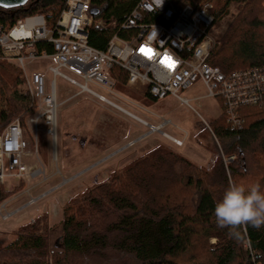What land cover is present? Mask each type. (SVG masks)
<instances>
[{"label": "trees", "instance_id": "trees-1", "mask_svg": "<svg viewBox=\"0 0 264 264\" xmlns=\"http://www.w3.org/2000/svg\"><path fill=\"white\" fill-rule=\"evenodd\" d=\"M141 1L92 0L97 15L89 30L90 46L105 52L115 37L130 39L133 33L123 24ZM171 1L178 10L211 5L217 27L236 8L210 64L224 74L264 67V0ZM64 8L65 0H29L23 8H0V26L10 30L22 20L46 15L53 28ZM146 20L157 22L153 16ZM38 50L53 53L46 44ZM0 76L1 135L34 109L21 70L3 63ZM111 77L122 95L149 105L160 102L127 89L129 76L122 68L114 66ZM238 113L240 128L224 115L209 125L215 149L211 169L159 146L70 200L56 226L50 228L47 218H41L19 227L10 244L0 248V264H264V226H240L237 238L214 215L230 183L259 184L264 191V104L241 107ZM23 189L21 184L5 192L0 185V205ZM51 238L59 248L51 246Z\"/></svg>", "mask_w": 264, "mask_h": 264}, {"label": "built area", "instance_id": "built-area-1", "mask_svg": "<svg viewBox=\"0 0 264 264\" xmlns=\"http://www.w3.org/2000/svg\"><path fill=\"white\" fill-rule=\"evenodd\" d=\"M75 9L78 13L74 20L79 24L80 32H75L71 24ZM234 9L229 10V17ZM92 10V0H65V12L52 31L47 30L44 17L20 21L7 31L0 28V75L3 63L21 70L34 109L32 116L24 122L16 120L0 135V185L5 192H11L9 181L16 185L39 177L38 165L31 167L26 163L40 156V148H44L46 141L56 158L59 114L68 102L60 101L62 93L57 79L76 86L78 96L92 97L137 121L140 120L138 117L118 105L116 107L113 99L90 87L138 107L117 91L111 77L114 66L127 72V89L130 91L141 96L149 94L160 102L176 98L194 112L193 101L182 98L181 94L201 82L208 90L205 99L219 100L222 115L239 128L243 125L238 113L241 107L264 104V67L224 74L210 64L211 57L220 47L218 37L225 33L224 24L215 25L211 6L201 10L188 6L179 11L170 0H142L123 24L124 30L133 33L131 40L115 37L105 52L95 50L89 44ZM152 16L157 20L154 24L146 20ZM18 27L23 29V35L19 32L13 36ZM40 44L50 45L53 53H40ZM42 59L52 62L47 72H32L33 63ZM48 75L53 81H48ZM168 125H172L171 122L159 127ZM28 134L33 139L31 145L26 142ZM172 141L178 147L184 146V141ZM30 148L34 149L33 153ZM43 197L30 198L24 207L12 211L7 208L12 200L5 202L1 220L10 221L27 208L36 207Z\"/></svg>", "mask_w": 264, "mask_h": 264}, {"label": "rangeland", "instance_id": "rangeland-1", "mask_svg": "<svg viewBox=\"0 0 264 264\" xmlns=\"http://www.w3.org/2000/svg\"><path fill=\"white\" fill-rule=\"evenodd\" d=\"M236 15L234 9L232 16L223 23L225 31ZM50 65L52 62L49 59H42L33 63L31 71L45 74ZM65 74L82 82L68 72ZM48 81H53L51 75H48ZM56 83L62 93L60 101H68L61 107L59 114L56 158L46 141L44 148H40V156L26 163L31 167L38 165L39 177L21 183L24 184L23 191L8 200H12V203L7 208L9 211L19 209L30 198L44 197L36 207L27 208L24 213L7 222L1 220V208L5 203L0 205V248L10 244L19 227L31 224L36 219L47 218L50 228L56 226L61 222L63 209L70 200L106 182L112 173L124 169L159 146L170 149L205 170L212 168L215 149L209 125L220 118L223 112L219 100L205 99L208 90L201 82L181 94L182 98L193 101L191 106L196 112L183 106L176 98L149 105L125 96L138 107L130 106L90 85L147 123L146 126L92 97L78 96L76 86L61 79H57ZM165 122H171L172 125L163 127L162 133L151 132V128L164 125ZM164 135L175 141H184V146L178 147ZM26 142L33 144L29 134ZM30 152L33 153L34 149L30 148ZM19 184L9 181L11 192ZM50 243L52 247L59 248L57 240L51 238Z\"/></svg>", "mask_w": 264, "mask_h": 264}, {"label": "clouds", "instance_id": "clouds-1", "mask_svg": "<svg viewBox=\"0 0 264 264\" xmlns=\"http://www.w3.org/2000/svg\"><path fill=\"white\" fill-rule=\"evenodd\" d=\"M214 215L217 224L229 228L237 238L240 226L250 225L260 229L264 226V191L259 184L248 187L242 183H230L215 204Z\"/></svg>", "mask_w": 264, "mask_h": 264}, {"label": "bare ground", "instance_id": "bare-ground-1", "mask_svg": "<svg viewBox=\"0 0 264 264\" xmlns=\"http://www.w3.org/2000/svg\"><path fill=\"white\" fill-rule=\"evenodd\" d=\"M171 1V0H170ZM172 2V1H171ZM173 3V2H172ZM174 4V3H173ZM208 6H211V5H208ZM176 7V6H175ZM186 7H188V6H185L184 8H182V9H180L179 11H181V10H183V9H185ZM212 7V6H211ZM177 9V8H176ZM178 10V9H177ZM93 11V10H92ZM92 11L90 12V17L92 18V24H91V26H90V28L95 24V21H94V18H95V16H93L92 15ZM134 11V10H133ZM65 12V8H64V10H63V12H62V14H61V17H62V15H63V13ZM77 13H78V9H75L73 12H72V21H71V24H72V27H73V30L75 31V32H80V28H79V24L77 23V22H75V17L77 16ZM39 17H44L45 18V23H46V28H47V30H49V31H52V30H54L56 27H57V25H58V23H59V21H60V19H61V17H60V19L58 20V22H57V24L53 27V28H50L49 26H48V24H47V21H46V18H47V16L46 15H42V16H35V17H30V18H39ZM22 21H24V20H22ZM33 21H36V20H33ZM97 25L98 26H100V27H102V22H99V23H97ZM0 28H3L5 31H7V29L6 28H4V27H2V26H0ZM90 28H89V30H90ZM128 31V30H127ZM19 32H21L22 34H21V36L23 35V29L21 28V27H18L17 29H15V31L13 32V36H15L17 33H19ZM90 32V31H89ZM129 40H131V38L129 39ZM48 54V53H47ZM49 55V54H48ZM0 81H1V78H0ZM110 106H112V107H114V108H116L117 107V105H115V106H113V105H110ZM117 109V108H116ZM130 117V116H129ZM130 118H132V117H130ZM132 119H134V118H132ZM134 120H136V119H134ZM137 121V120H136ZM137 122H139V123H141V124H143V125H145L146 126V124H144L142 121H137ZM163 130H164V128L163 127H153V128H151V132L154 134V133H162L163 132ZM165 136V138H167L168 140H172V138L171 137H169V136H167V135H164Z\"/></svg>", "mask_w": 264, "mask_h": 264}, {"label": "water", "instance_id": "water-1", "mask_svg": "<svg viewBox=\"0 0 264 264\" xmlns=\"http://www.w3.org/2000/svg\"><path fill=\"white\" fill-rule=\"evenodd\" d=\"M29 0H0V8L5 10H13L23 8L28 4ZM92 15L96 16L97 12L92 11Z\"/></svg>", "mask_w": 264, "mask_h": 264}, {"label": "crops", "instance_id": "crops-1", "mask_svg": "<svg viewBox=\"0 0 264 264\" xmlns=\"http://www.w3.org/2000/svg\"><path fill=\"white\" fill-rule=\"evenodd\" d=\"M31 67H32V66H31ZM31 67H30V68H31ZM31 69H32V68H31Z\"/></svg>", "mask_w": 264, "mask_h": 264}]
</instances>
